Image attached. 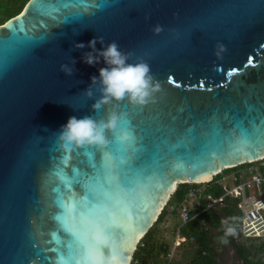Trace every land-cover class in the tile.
Listing matches in <instances>:
<instances>
[{
    "label": "water",
    "instance_id": "95a60500",
    "mask_svg": "<svg viewBox=\"0 0 264 264\" xmlns=\"http://www.w3.org/2000/svg\"><path fill=\"white\" fill-rule=\"evenodd\" d=\"M95 36L116 41L130 63L145 60L160 84L144 106L114 102L118 127L106 137L124 124L137 152L118 194L131 230L111 264H132L180 184L264 159V0H28L0 24V264H55L57 189L73 194L60 173L78 167L83 180L93 172L84 149L100 164L109 147L66 151L56 135L69 116L113 110L91 108L98 83L91 98L83 92L106 65L82 63L89 49L73 44ZM70 57L76 71L66 76L59 66ZM74 192L83 195L80 184Z\"/></svg>",
    "mask_w": 264,
    "mask_h": 264
},
{
    "label": "snow or ice",
    "instance_id": "6c2138e0",
    "mask_svg": "<svg viewBox=\"0 0 264 264\" xmlns=\"http://www.w3.org/2000/svg\"><path fill=\"white\" fill-rule=\"evenodd\" d=\"M37 2L33 0V6ZM57 10L53 8L54 12ZM95 151L84 149L93 172L85 173L83 180L78 167L72 169L70 177L60 173L65 190L73 194L65 198L57 189L59 211L55 219L59 229L52 234L56 245L53 249L55 264H111L117 257H123L126 251L120 241L125 230L131 229L120 218L126 209L118 194L128 187L129 173L133 171L132 161L137 152L136 137L122 124L115 133V139L109 142V147L101 149L100 164L92 158ZM77 184L83 188L82 196L75 195L74 186ZM59 232H63L66 239L61 238Z\"/></svg>",
    "mask_w": 264,
    "mask_h": 264
},
{
    "label": "clouds",
    "instance_id": "9594fccd",
    "mask_svg": "<svg viewBox=\"0 0 264 264\" xmlns=\"http://www.w3.org/2000/svg\"><path fill=\"white\" fill-rule=\"evenodd\" d=\"M154 30L159 32L160 27L157 26ZM97 42L102 45L100 49L96 47ZM73 47L89 49L81 54L80 60L84 64L94 66L103 60L106 66L100 67L97 70L98 74L89 77L91 83L83 92L91 98L92 85L98 83L100 95L92 103L91 108L98 111L104 106L111 105L113 110L109 111L104 119H95L92 116H69L56 132L57 140L60 148L66 151L84 145L102 148L109 143L106 132H114L118 127L119 117L114 102L126 100L129 104L144 106L154 100L155 94L160 90V84L152 75L150 66L145 60L139 59L130 63V53L121 51L116 41H111L105 46L103 38L95 36L88 40L87 44L74 42ZM214 54L219 55V53ZM75 64L76 59L70 57L69 62L60 64L59 71L66 76H72L76 71ZM232 232L233 229L229 226L225 230V235Z\"/></svg>",
    "mask_w": 264,
    "mask_h": 264
},
{
    "label": "built area",
    "instance_id": "2783aa9c",
    "mask_svg": "<svg viewBox=\"0 0 264 264\" xmlns=\"http://www.w3.org/2000/svg\"><path fill=\"white\" fill-rule=\"evenodd\" d=\"M232 181L233 184L230 187L223 185L224 192L219 195H215L206 189L205 184L210 182L187 183L189 186L187 193L183 197L184 199L176 206L182 224L185 225L191 221L194 217L192 211L202 204L205 205L204 210H208L219 205H225L228 198H237V207L242 218L236 238L240 236L247 240L263 238L264 195L262 193L264 188V159L245 167L240 173L232 177ZM172 252V254H169L170 261L174 256V251Z\"/></svg>",
    "mask_w": 264,
    "mask_h": 264
},
{
    "label": "trees",
    "instance_id": "16d2710c",
    "mask_svg": "<svg viewBox=\"0 0 264 264\" xmlns=\"http://www.w3.org/2000/svg\"><path fill=\"white\" fill-rule=\"evenodd\" d=\"M27 1L28 0H8L7 2H4V3H2L1 1L0 2V13H3V12L9 13L8 18H10L20 13L22 9L24 8ZM13 3L18 4L19 7L14 10H11L10 5ZM251 164L252 163H246V164H242L237 167H234V168L225 169L223 173L234 170V169H239L244 166L251 165ZM187 186L188 184H180L178 186L177 191L170 198L168 205L172 201V198L175 199L177 203L181 202L184 199L183 197L187 193V190H188ZM210 191H212L215 195H219L224 192V189L221 186L215 185L210 189ZM262 194L264 195V188H263ZM227 202H231L232 210L237 208V205H238L237 198H228ZM166 207L163 210L162 214L160 215L158 221L155 223L152 229L145 235V237L139 243L138 248L136 249L132 264H159V261L151 262V258L153 257L155 253V246L153 245V239H154V235L156 233L158 224L161 223V221L163 220V218L165 217L167 213L168 208ZM204 207H205L204 204L200 205L197 209V211L200 213H198L197 211H196L198 213L197 215H195V213H192L193 215H195L194 218L191 221H189L187 224L181 227V233L184 237H186L187 239H195L198 241V243L203 245L202 249H197L195 251V254L192 260L188 264H217V259L214 255L215 246L212 244V239L210 237V230H211V227H214L218 229V231H222L221 216L218 215L215 209H212V208L206 211H202ZM240 222H241L240 216L235 218L234 222L231 225L232 229L233 230L236 229L237 226H239ZM237 232L238 231H236L235 233L232 232L231 234H229L231 237L232 245L237 249V252L240 255V257H244L245 259H247L248 251L246 247H244V245L240 243H237V240H236V235L238 234ZM141 243H143V245H141ZM161 251L165 255L169 252L168 247L166 245L161 247Z\"/></svg>",
    "mask_w": 264,
    "mask_h": 264
},
{
    "label": "rangeland",
    "instance_id": "374dc122",
    "mask_svg": "<svg viewBox=\"0 0 264 264\" xmlns=\"http://www.w3.org/2000/svg\"><path fill=\"white\" fill-rule=\"evenodd\" d=\"M2 3L7 2L8 0H1ZM0 1V2H1ZM19 5L13 3L10 5V9L14 10L18 8ZM15 12V11H14ZM9 13H0V24L8 19ZM219 190V189H218ZM221 190V189H220ZM212 192V191H210ZM213 193V192H212ZM177 201L172 198V201L166 208L168 211H171L172 208H176ZM230 204V203H229ZM226 208V207H225ZM218 215L221 216V226L222 231H218V229L211 227L210 237L212 239V244L215 246L214 255L217 259V264H264V237L259 240H247L243 237H237V243L244 245L247 249V259L244 257H240L237 252V249L232 245L230 235H225V230L227 227H232V223L234 222V218L232 213H228L229 206L224 211V206H218L214 208ZM172 213V212H171ZM166 223L162 220L161 223L158 224L156 229V233L153 239V245L155 246V253L153 255L154 259H158L162 264H166L167 259L166 255L161 251V247L166 245L169 248L170 253L172 254L174 251V256L172 258V263H180V264H188L197 249H202L203 245L198 243L195 239H187L183 240L181 246L177 249L173 250V243L176 242L177 238V228L181 225V219L178 213L173 211V213L169 216V219L165 220ZM226 221L227 223H223ZM239 226L233 230V233L238 231ZM226 240V242H222ZM170 263V260L167 264Z\"/></svg>",
    "mask_w": 264,
    "mask_h": 264
},
{
    "label": "crops",
    "instance_id": "0c3cea01",
    "mask_svg": "<svg viewBox=\"0 0 264 264\" xmlns=\"http://www.w3.org/2000/svg\"><path fill=\"white\" fill-rule=\"evenodd\" d=\"M245 167H247V166H244V167H242V168H239V169H234V170H231V171H228V172H225V173H221L220 175H218L216 178H215V180L214 181H212V182H210V183H208V184H205V187H206V189L208 190V191H210V189L213 187V186H215V185H218V186H221L222 188H223V185L224 186H231L232 184H233V181H232V177L235 175V174H238V173H240V171L241 170H243ZM187 187H189V186H187ZM180 203V202H179ZM179 203H177L176 204V206L179 204ZM230 203V204H229ZM232 204H231V202H227L225 205H219L220 207L221 206H224V211H226L225 209L229 206V212L228 213H232V215H233V218H234V220H235V218H237V217H241L242 218V216H241V213H240V210L238 209V207L236 208V209H234V210H232V206H231ZM175 206V207H176ZM216 207H218V206H216ZM216 207H214V208H216ZM226 207V208H225ZM214 208H212V209H214ZM197 209H198V207L197 208H195L193 211H192V213H195V215H197L198 213H200V212H198L197 211ZM209 210V209H208ZM173 211H175L176 213H178V210H176V208L174 209V208H172V210L171 211H168V209H167V213H166V215H165V217L163 218V221L166 223V221L165 220H167V219H169V216L173 213ZM198 213H197V212ZM202 211H206V210H202ZM172 212V213H171ZM179 214V213H178ZM193 215V214H192ZM195 215H193V216H195ZM180 216V215H179ZM194 218V217H193ZM181 219V218H180ZM241 223V222H240ZM183 226V224H182V222H181V225H179L178 226V228H177V238H176V242H174L173 243V250H174V248H175V245H176V243H177V247H176V249L178 248V247H180L181 246V244H182V242H184L183 240H187V238L186 237H184L183 235H182V233H181V227ZM239 226H240V224H239ZM239 230V229H238ZM183 239V240H182ZM142 245H143V243H142ZM168 247V246H167ZM168 250H169V248H168ZM170 252L171 251H169L167 254H166V258H165V260L167 259V261H166V264H167V262L170 260V258H169V254H170ZM154 261H158V259H154V257H152L151 258V262H154ZM172 261V260H171ZM170 261V263L169 264H180V263H177V262H175V263H172ZM159 264H162L160 261H159Z\"/></svg>",
    "mask_w": 264,
    "mask_h": 264
}]
</instances>
